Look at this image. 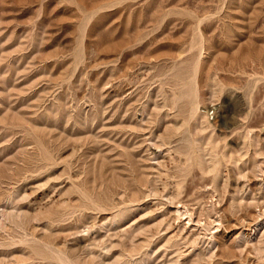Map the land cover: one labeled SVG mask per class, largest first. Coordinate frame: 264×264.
<instances>
[{
  "label": "rangeland",
  "instance_id": "374dc122",
  "mask_svg": "<svg viewBox=\"0 0 264 264\" xmlns=\"http://www.w3.org/2000/svg\"><path fill=\"white\" fill-rule=\"evenodd\" d=\"M0 264H264V0H0Z\"/></svg>",
  "mask_w": 264,
  "mask_h": 264
}]
</instances>
